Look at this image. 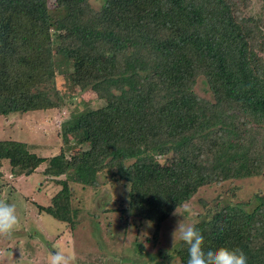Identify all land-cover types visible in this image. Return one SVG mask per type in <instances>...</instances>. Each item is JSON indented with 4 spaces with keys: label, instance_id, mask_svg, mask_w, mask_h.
Here are the masks:
<instances>
[{
    "label": "trees",
    "instance_id": "16d2710c",
    "mask_svg": "<svg viewBox=\"0 0 264 264\" xmlns=\"http://www.w3.org/2000/svg\"><path fill=\"white\" fill-rule=\"evenodd\" d=\"M91 1L0 0V115L60 107L59 75L104 103L62 123L51 157L0 139V176L3 161L28 176L48 161L47 181L62 187L38 209L71 229L73 181L96 187L104 175L125 191L120 219L151 223L156 243L202 188L264 178V7L246 17L251 0ZM256 199L252 210L202 201L205 249L239 248L264 264V190ZM177 244L158 264H187Z\"/></svg>",
    "mask_w": 264,
    "mask_h": 264
},
{
    "label": "rangeland",
    "instance_id": "374dc122",
    "mask_svg": "<svg viewBox=\"0 0 264 264\" xmlns=\"http://www.w3.org/2000/svg\"><path fill=\"white\" fill-rule=\"evenodd\" d=\"M250 3L249 7H242L246 17L256 16L264 7L263 0H251ZM91 5L98 4L92 0ZM57 87L64 98L58 108L0 115V139L31 142L36 145L35 150L49 157L59 153L63 145L62 123L83 109L104 103L94 90L82 91L80 86L70 85L62 75L57 78ZM196 90L202 96H211L203 77L199 78ZM78 151L72 149L74 153ZM162 162L161 159L151 161L155 167ZM2 164L0 199L15 205L20 226L10 237H0V264H48L54 246L72 252L76 257L75 264H158L165 255L175 254L178 244L173 247L172 232L183 216L176 215L170 220L161 231L158 242L154 243L151 223L120 219L117 210L125 195L123 187L115 186L104 175H98L99 185L96 187L73 181V203L80 212L75 227L68 229L66 223L38 209V204H50L52 196L62 187L54 178L47 181L43 172L48 161L29 176L17 169L12 171L6 161ZM65 177L75 179L73 172L60 178ZM263 190L264 178L261 176L204 187L186 204L195 216L187 217L183 222L196 221L197 214L203 210L202 201L210 204L218 201L225 204L251 202L245 208L252 210L257 204L256 195Z\"/></svg>",
    "mask_w": 264,
    "mask_h": 264
},
{
    "label": "clouds",
    "instance_id": "9594fccd",
    "mask_svg": "<svg viewBox=\"0 0 264 264\" xmlns=\"http://www.w3.org/2000/svg\"><path fill=\"white\" fill-rule=\"evenodd\" d=\"M97 4L101 0H95ZM173 215L183 216L184 219L177 222L172 232L173 247L179 240L187 248V264H248L246 253L239 248L219 246L215 249H205V237L197 227V222L184 223L187 217L195 216L188 206H180L173 211ZM187 214V216L185 215ZM20 226V219L16 207L6 200L0 199V237H10ZM75 255L62 247L54 246L52 254L48 257V264H75Z\"/></svg>",
    "mask_w": 264,
    "mask_h": 264
}]
</instances>
